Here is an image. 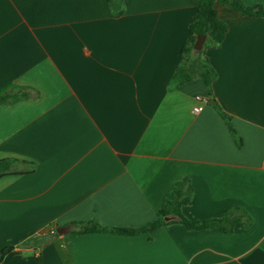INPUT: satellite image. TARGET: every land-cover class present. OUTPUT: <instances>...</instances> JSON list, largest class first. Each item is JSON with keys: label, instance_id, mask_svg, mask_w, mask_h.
<instances>
[{"label": "crops", "instance_id": "obj_1", "mask_svg": "<svg viewBox=\"0 0 264 264\" xmlns=\"http://www.w3.org/2000/svg\"><path fill=\"white\" fill-rule=\"evenodd\" d=\"M214 7L227 28L203 48L211 96L200 73L169 84L197 0H123L117 15L108 0H0V89L27 93L0 104V264H264V16ZM182 178L185 217L237 206L251 224L72 230L139 227Z\"/></svg>", "mask_w": 264, "mask_h": 264}, {"label": "trees", "instance_id": "obj_2", "mask_svg": "<svg viewBox=\"0 0 264 264\" xmlns=\"http://www.w3.org/2000/svg\"><path fill=\"white\" fill-rule=\"evenodd\" d=\"M216 2L225 4L236 11L252 15L264 16V6L260 4L248 5L242 0H197V10L193 19L188 23V36L186 43L181 48V62L173 71L169 84L171 86L181 85L194 79L200 73L204 79L207 91L212 96V81L216 77V72L203 53V48L219 44L226 32V22L221 19L214 7ZM109 8L114 15L122 10L123 0H108ZM204 34L205 39L202 47L198 50L193 48V43L197 34ZM21 89V90H20ZM27 93L20 87L13 86L8 91V87L0 89V104L5 101H13ZM221 117L225 120L227 127L237 145H241V138L236 133L230 120V116L223 112L216 104L214 105ZM12 160L9 158L0 159V175L8 171ZM192 187L187 178H182L173 183L171 189L165 196L164 203L156 211L155 216L143 225L135 228L129 227H107L100 225L93 219L73 221L70 224L72 230L76 232L90 231H112L123 234H134L138 232H148L160 225L180 222L187 228L206 227L223 231H231L234 223L240 221L243 227L251 224L250 214L243 208L234 206L227 208L222 216L207 220H191L181 212V206L191 199ZM12 246L7 245L0 248V261L11 250Z\"/></svg>", "mask_w": 264, "mask_h": 264}, {"label": "water", "instance_id": "obj_3", "mask_svg": "<svg viewBox=\"0 0 264 264\" xmlns=\"http://www.w3.org/2000/svg\"><path fill=\"white\" fill-rule=\"evenodd\" d=\"M204 39H205V35L204 34H201V33L197 34L196 35V39H195V41L193 43V48L197 49V50L200 49L202 47ZM67 229H68L67 226H64V227L58 228L57 231L59 233H61V232L65 231V230H67Z\"/></svg>", "mask_w": 264, "mask_h": 264}, {"label": "built area", "instance_id": "obj_4", "mask_svg": "<svg viewBox=\"0 0 264 264\" xmlns=\"http://www.w3.org/2000/svg\"><path fill=\"white\" fill-rule=\"evenodd\" d=\"M201 107H202L201 104H196L193 106L192 110H193V112H197L201 109Z\"/></svg>", "mask_w": 264, "mask_h": 264}]
</instances>
